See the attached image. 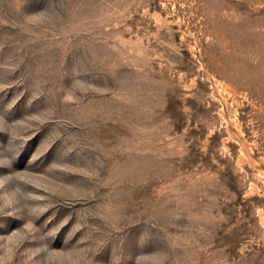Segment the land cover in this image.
I'll return each instance as SVG.
<instances>
[{"label":"rangeland","instance_id":"374dc122","mask_svg":"<svg viewBox=\"0 0 264 264\" xmlns=\"http://www.w3.org/2000/svg\"><path fill=\"white\" fill-rule=\"evenodd\" d=\"M0 264H264V0H0Z\"/></svg>","mask_w":264,"mask_h":264}]
</instances>
